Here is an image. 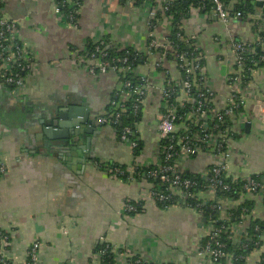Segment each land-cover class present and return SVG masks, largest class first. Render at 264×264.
<instances>
[{
	"label": "crops",
	"instance_id": "0c3cea01",
	"mask_svg": "<svg viewBox=\"0 0 264 264\" xmlns=\"http://www.w3.org/2000/svg\"><path fill=\"white\" fill-rule=\"evenodd\" d=\"M2 3L3 17L18 23L20 41L37 65L19 93L0 82V163L6 169L0 178V229L13 237L14 262L23 264L26 250L38 240L39 264H94L95 250L103 244L118 252L115 264L123 263L125 252L148 263L196 264V248L205 237L202 217L192 209H164L150 201L143 204L141 212L126 214L125 202L148 198L154 184L135 178L138 169L123 180L95 166H126L127 170L134 165H158L163 131L157 123L161 90L164 75L173 80L182 77L177 64L167 59L163 70L156 68V50L148 49L143 34L137 33L144 32L141 18L122 5L115 7L112 0H83L77 27L56 14V0ZM251 4L249 17H232L225 26L213 18L205 24L199 17L190 20L187 31L198 30L199 57L207 83L215 92L213 113L226 105L231 94L225 80L233 74V43L259 45L260 33L254 22L263 14V7L255 1ZM171 31L156 29L154 35L158 40L169 38ZM100 38L116 47L130 46L128 41L133 38L142 58L137 73L149 78L151 84L136 126L141 142L137 155V150L120 142L113 127L96 123L121 89L119 77L112 73L88 76L71 63L70 48L81 50L87 40ZM261 48L264 51V41ZM261 63L263 66L256 68L250 79L253 98L239 94L243 97L240 113L244 120L239 116L235 123L230 120L234 154L227 168L233 181L264 174V121L254 114L255 102L264 98V61ZM185 99L187 96L181 93L178 101ZM70 108H82L92 121L91 125L83 124L93 132L86 136L90 138L88 144L82 135L73 136ZM59 114L65 118L58 119ZM59 122L62 128L55 129ZM51 124L53 130L69 135L59 153L45 148L44 142L49 140L43 131L51 129ZM212 162V155L206 153L181 161L180 170L201 175ZM253 202L256 216H264L262 202ZM260 254L253 252L246 264H259Z\"/></svg>",
	"mask_w": 264,
	"mask_h": 264
},
{
	"label": "built area",
	"instance_id": "2783aa9c",
	"mask_svg": "<svg viewBox=\"0 0 264 264\" xmlns=\"http://www.w3.org/2000/svg\"><path fill=\"white\" fill-rule=\"evenodd\" d=\"M65 1H69L72 4L75 15L80 13L83 0ZM172 1L174 0H112L115 7L116 5H122L141 18L140 24L144 27V32L137 33L143 34V41H145L148 49L156 50V68L164 69L167 62V54L170 53L174 58V63L177 64L178 69L182 73V77L179 80H173L169 76L164 75L157 120L158 127L163 130L160 160L154 169H150L145 174L147 179L155 180L160 185H163L165 191L155 190L153 186L149 191L148 198H140L133 202L139 203L140 208L143 207L146 201H150L164 209L174 206L192 209L202 217L205 224V243L196 248L198 264H234V256H229L225 253L226 244L222 241V236L227 239L246 238L247 241L253 243L256 249L253 252L261 253L259 264H264V235L260 240L253 241L252 236L247 232L245 219L246 217L252 218V220L259 219L264 221V216L257 217L253 210L247 213V216L242 215L239 221L227 222L232 218L231 212L244 202L245 197L252 201L259 199L264 205V177L260 180H255L250 178V176H245L243 178L244 183L239 188L238 198L234 200L230 197L234 188L228 184L230 176L229 168L227 167L229 159L234 154L233 141L231 140L233 133L231 126L225 131L220 130L225 117L235 123V117L239 116L241 121H243V115L240 113L243 105L242 99L244 96L248 99L253 98L252 90L249 88L250 80L247 83L244 82L245 73H248L251 79L252 73L256 70H246L244 55L249 53L250 44L233 43V74L225 80L226 88L231 91V94L226 105L213 113L211 102L215 92L213 87L207 83L205 70L200 61L197 44L198 30L192 33L187 31L188 26L191 24L190 20L193 18L199 17L202 24L213 18L225 26L232 17L238 19L249 17L251 13L233 12L236 5H246L247 0H227L228 4H225L223 0H196L188 5L186 14L182 13L180 19L175 22L173 16L168 15ZM251 1L260 3L263 7V14H257L258 20L254 24L259 33L264 35V0ZM55 12L65 21L58 7L55 8ZM67 18L72 22V16ZM71 25L77 27V24L71 23ZM156 29L163 30V33L166 29L176 31V38L186 44L191 52L180 51L170 37L163 36L158 40L154 35ZM131 39L132 41H128L130 46L122 44V46L116 47L109 41L105 42L104 38H100L94 41L99 43L94 51H87L86 48H82L71 53L72 65L75 69L84 72V74L97 76L112 73L119 77L121 89L112 96L108 110L97 118L96 123L100 126L118 125L128 110V103L131 104L130 110H132L134 115L140 113V106L150 93L151 84L149 78L140 75L137 84H134L132 80L125 77V74L133 72L132 61L134 62V60H130L128 52H125L121 58L112 60V62L105 60L108 57L109 46L115 48L116 52L127 48L137 52L136 49L138 48L135 45V40ZM263 41L264 38L260 36L258 44L261 46ZM103 45H106L107 48H102ZM196 53L198 56H196ZM262 61H264V57L261 58ZM36 66L32 53L20 41L18 23L6 20L0 11L1 84L13 86L12 91L19 93L25 89L26 80L36 70ZM189 75L194 76L192 83L189 81ZM193 87L198 88L194 96L191 94ZM181 93L185 94L187 99L180 102L178 100ZM240 93L243 94V97H240ZM172 101L178 103L181 107L192 102L194 105L190 106L187 112L178 115ZM254 114L264 121V98L262 101L255 102ZM133 124L134 127L130 125L123 127L119 140L135 151L139 147V139L138 136L136 138L137 123ZM179 126L181 129L177 131ZM206 153L212 155L213 162L199 175V180L196 178H184L182 176L183 172L180 170V162L195 159ZM95 166L103 173L116 178L124 174L119 168H112L109 165L95 164ZM137 169L140 168L134 165L131 169L127 168L125 172L131 174L136 172ZM5 172V166L0 163V174L2 175L0 178L5 175ZM131 202L128 200L124 204V212L126 214L137 212V208ZM205 209L210 211L206 216ZM213 213L217 214V216ZM10 234L0 229V264H16L12 259L13 237ZM248 244L244 243L241 248L247 250ZM40 246L41 243L36 240L26 250L23 264H39ZM111 253L114 256L119 255L113 248ZM98 258L99 255L95 254L93 258L94 264H97ZM248 259L249 256L247 258L241 257V260L245 262ZM70 261L72 262L73 259ZM122 264L157 263L144 262L138 256L125 252ZM169 264L178 263L170 261Z\"/></svg>",
	"mask_w": 264,
	"mask_h": 264
},
{
	"label": "trees",
	"instance_id": "16d2710c",
	"mask_svg": "<svg viewBox=\"0 0 264 264\" xmlns=\"http://www.w3.org/2000/svg\"><path fill=\"white\" fill-rule=\"evenodd\" d=\"M196 0H174L171 2V6H170V12L168 13V15H172L173 16V20L178 21L181 17V14L184 13V15L187 12V8L188 5L190 3L195 2ZM225 2V4H228L227 0H223ZM56 7H58V9H60V13L63 14L65 21L69 24L73 23V24H77L78 26V22H79V14L75 15L73 13L74 8L72 6V4L68 1L65 0H56L55 3ZM3 8V3L2 0H0V11ZM233 12H243V13H252L253 12V4H251L250 0L246 1V5H236L234 7V11ZM72 16L73 20L72 22H70L68 20L67 17ZM176 31L172 30L171 31V35L170 38L174 41V43L178 46V49L182 52H187L190 51V48L180 42L179 39L176 38ZM260 36L262 38H264L263 34L260 33ZM105 42H107L108 39L104 38ZM107 44V43H105ZM99 43H95L94 41H86V44L84 45L87 51H94V49L96 48V46H98ZM107 46L103 45L102 48H104ZM115 48L112 47H108V57L105 58V60H108L110 62H112V60H116L117 58H121L122 56H124L125 52H128L129 55L128 57L130 58V60H134V62L132 61V69L133 72L129 73V74H125V77L127 79L132 80V82L135 84H137L138 82V77L140 76L137 73V65L139 64V60H141V54L139 52H135L133 51V49L131 48H127L125 50H121L120 52H116V50H114ZM78 49L75 48H70L71 53H73V51H77ZM191 52V51H190ZM134 54V55H133ZM196 56L197 53H196ZM195 56V57H196ZM264 57V51L262 50L261 46L259 45H249V53L244 55L245 58V65H246V70L247 69H256V68H260L263 66V64L261 63V58ZM167 59H174L171 54H167ZM201 61V60H200ZM201 64V63H200ZM21 73V72H20ZM193 75H189V81L192 83L193 82ZM250 80L249 78V74L245 73V78H244V82H248ZM7 86L9 89L13 90V86L11 85H4ZM198 88L197 87H193L192 88V96H194V94L197 92ZM171 104V103H170ZM173 106L176 108L177 114H182L184 112H187L189 107L194 105V103L192 102L191 104H186L183 107L179 106L178 103L172 101ZM130 106L131 104L128 103L127 107L128 110L125 114V116L122 118L121 122L116 125V126H111L113 127L116 132H117V136L119 138L120 132L123 129L124 126L126 125H130L132 127H134L133 123H139L141 118H140V113H137L136 115H134L132 113V110H130ZM231 126V121L229 118H224V122L221 124L220 126V130L225 131L227 129H229V127ZM230 133V132H228ZM138 135H136L137 138ZM139 143V147L138 149H136V154L139 153L140 149H141V142L138 141ZM194 159V158H193ZM192 160V159H191ZM97 164V163H96ZM97 165H101V164H97ZM112 168H119L120 170H122L124 172L123 175L119 176V178H122L123 180H127L130 176L126 171V166H122V167H117V166H112L109 165ZM155 167H147V168H140L137 170V175L135 176V178L137 179H144V180H148L151 181L154 184L155 190L164 192L165 191V187L163 185H160L157 181L155 180H151V179H147L146 178V173L147 171H149L150 169H154ZM2 175L0 174V177ZM182 176L184 178H196L197 180H199V175H191L189 173H182ZM262 177H264V174L261 175H251L250 178L255 179V180H260ZM232 179L228 178V184L234 188L233 192L231 193L230 197H232V199L236 200L238 198V193H239V188L241 187V185L244 183V179L240 178L237 181H233L231 182ZM133 204V206L135 208H137V212L139 213L142 211V208H140L139 203L136 202H131ZM255 209V204L252 200H246L244 201L242 204H239L237 206L236 209H234L231 213H232V218L230 221H227L229 223H233L236 221L240 220V217L242 215H246L247 213L253 211ZM244 210H246V212H244ZM205 212V216L208 215L210 213V211L208 209L204 210ZM134 212L130 213V215H134L136 214ZM215 216H217V214L213 213ZM247 216V215H246ZM246 224H247V232L250 236H252L253 241L256 240H260L261 237L264 235V221H261L259 219H255L252 220V218H246ZM222 241H224V243L226 244V249H225V253L227 255H232L233 257V263L234 264H246V262L244 260H241V257H245L247 258L248 256H250V254L256 250L254 248L253 243H250L249 241L246 240V238H232V239H227L225 238V236H222ZM205 243V239H203L201 241V243L199 245H204ZM244 243H249L248 244V248L246 249H242L241 246L244 245ZM111 249L112 247L108 244H103L101 246H98L95 250V254L99 255L97 264H115L114 262V255L111 253Z\"/></svg>",
	"mask_w": 264,
	"mask_h": 264
},
{
	"label": "water",
	"instance_id": "95a60500",
	"mask_svg": "<svg viewBox=\"0 0 264 264\" xmlns=\"http://www.w3.org/2000/svg\"><path fill=\"white\" fill-rule=\"evenodd\" d=\"M258 6H260V3H257ZM83 109L82 108H70L68 109L69 115L70 117L73 119V121L71 122V128H72V134H74L73 136H79L82 135L83 139H86L87 144L90 142V138L86 137L91 136L93 134L91 128H84L83 124H88L91 125L92 121L90 120V118L87 116V114L84 115V112H82ZM85 116V118H84ZM78 117H83L84 119L81 120H77ZM58 119H64L65 116L64 114H59L57 116ZM48 127H50L51 129H47L44 130V136L49 140L45 141V148H50V150L52 152L55 153H59L63 147H61L62 145H64L66 143V141L64 140L65 138L69 137V135H66V133H64V131H59V130H53V125H49ZM246 127L248 128V125H246ZM54 128H62V122L56 123L54 125ZM86 134V135H84ZM43 137V136H42ZM41 137V138H42ZM72 139V138H71ZM72 140H70L71 142ZM50 146V147H49ZM82 156V154H80Z\"/></svg>",
	"mask_w": 264,
	"mask_h": 264
}]
</instances>
